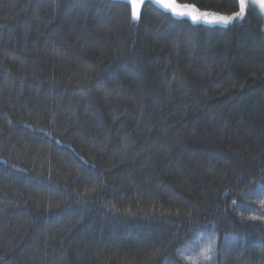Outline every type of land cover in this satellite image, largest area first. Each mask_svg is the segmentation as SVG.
Instances as JSON below:
<instances>
[{"label": "trees", "instance_id": "16d2710c", "mask_svg": "<svg viewBox=\"0 0 264 264\" xmlns=\"http://www.w3.org/2000/svg\"><path fill=\"white\" fill-rule=\"evenodd\" d=\"M132 8L0 0V264H264V8Z\"/></svg>", "mask_w": 264, "mask_h": 264}, {"label": "snow or ice", "instance_id": "6c2138e0", "mask_svg": "<svg viewBox=\"0 0 264 264\" xmlns=\"http://www.w3.org/2000/svg\"><path fill=\"white\" fill-rule=\"evenodd\" d=\"M132 4V18L138 20L140 17V6L143 4L144 0H129ZM158 5H162L165 9H170L177 16H190L193 21L204 20L208 23H223L225 25L233 22L237 18H243L245 16L246 0H239V11L232 13L231 15H213L209 12H200L195 5H179L169 0H154ZM253 3H259L262 8H264V0H253ZM235 203V202H234ZM256 219V217H252ZM264 219V217H260ZM213 250V245L208 246V251ZM205 260H210L211 256L205 254Z\"/></svg>", "mask_w": 264, "mask_h": 264}]
</instances>
